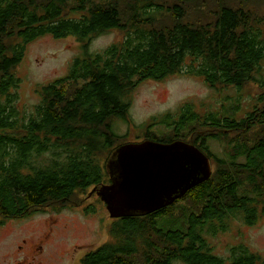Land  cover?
Returning <instances> with one entry per match:
<instances>
[{
    "label": "trees",
    "instance_id": "16d2710c",
    "mask_svg": "<svg viewBox=\"0 0 264 264\" xmlns=\"http://www.w3.org/2000/svg\"><path fill=\"white\" fill-rule=\"evenodd\" d=\"M113 29L120 40L89 51ZM44 35L74 36L83 55L19 117L16 69L26 45ZM187 58L186 73L211 88L257 84L255 103L240 117L234 104L200 114L191 103L152 117L144 139L197 145L210 177L172 205L113 218L111 238L78 264H264L243 246L217 255L207 240L232 217L253 224L264 214V0H0V223L77 204V194L110 183L107 158L126 140L114 118L129 123L138 83L180 73ZM158 122L167 129L160 136L151 130ZM210 139L224 142V155Z\"/></svg>",
    "mask_w": 264,
    "mask_h": 264
},
{
    "label": "rangeland",
    "instance_id": "374dc122",
    "mask_svg": "<svg viewBox=\"0 0 264 264\" xmlns=\"http://www.w3.org/2000/svg\"><path fill=\"white\" fill-rule=\"evenodd\" d=\"M121 37L116 29L97 35L91 40L89 51H103ZM82 55L81 43L72 35L64 38L44 35L29 42L16 69L21 78L15 103L19 117L27 118L41 101V87L65 75L73 59ZM190 59H186L180 73L162 80L141 81L133 89L129 123L120 117L113 120L114 132L126 136L125 142L144 140V131L152 117H159V121L163 114L177 112L185 103H191L200 114L221 111L234 104L238 107L237 117L252 108L261 91L257 84L251 83L241 89L211 88L200 76L186 73L190 69ZM151 130L158 136L167 131L159 122ZM206 143L215 154L224 155L223 141L210 139ZM95 187L100 186L77 194V202H74L77 204L56 210L50 207L0 223V264H78L84 252L109 240V224L113 218L93 191ZM207 240L217 255L228 257L231 247L243 246L264 261V214H259L253 224L232 217L227 229L208 235ZM173 264L184 263L175 261Z\"/></svg>",
    "mask_w": 264,
    "mask_h": 264
},
{
    "label": "water",
    "instance_id": "95a60500",
    "mask_svg": "<svg viewBox=\"0 0 264 264\" xmlns=\"http://www.w3.org/2000/svg\"><path fill=\"white\" fill-rule=\"evenodd\" d=\"M110 183L93 188L112 218L138 216L173 204L212 173L197 145L144 139L116 146L106 161Z\"/></svg>",
    "mask_w": 264,
    "mask_h": 264
},
{
    "label": "bare ground",
    "instance_id": "6f19581e",
    "mask_svg": "<svg viewBox=\"0 0 264 264\" xmlns=\"http://www.w3.org/2000/svg\"><path fill=\"white\" fill-rule=\"evenodd\" d=\"M172 205V204H171Z\"/></svg>",
    "mask_w": 264,
    "mask_h": 264
},
{
    "label": "flooded vegetation",
    "instance_id": "af4514ba",
    "mask_svg": "<svg viewBox=\"0 0 264 264\" xmlns=\"http://www.w3.org/2000/svg\"><path fill=\"white\" fill-rule=\"evenodd\" d=\"M21 264V263H20Z\"/></svg>",
    "mask_w": 264,
    "mask_h": 264
}]
</instances>
